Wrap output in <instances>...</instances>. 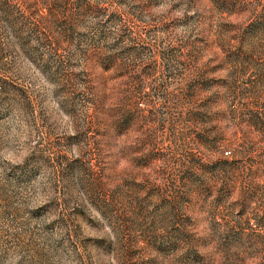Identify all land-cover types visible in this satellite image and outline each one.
I'll list each match as a JSON object with an SVG mask.
<instances>
[{
	"label": "rangeland",
	"instance_id": "374dc122",
	"mask_svg": "<svg viewBox=\"0 0 264 264\" xmlns=\"http://www.w3.org/2000/svg\"><path fill=\"white\" fill-rule=\"evenodd\" d=\"M252 114L264 0H0V264H264Z\"/></svg>",
	"mask_w": 264,
	"mask_h": 264
},
{
	"label": "trees",
	"instance_id": "16d2710c",
	"mask_svg": "<svg viewBox=\"0 0 264 264\" xmlns=\"http://www.w3.org/2000/svg\"><path fill=\"white\" fill-rule=\"evenodd\" d=\"M248 120L257 126H264V116L262 114H252ZM229 153L232 154V151H229Z\"/></svg>",
	"mask_w": 264,
	"mask_h": 264
}]
</instances>
